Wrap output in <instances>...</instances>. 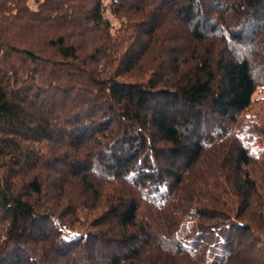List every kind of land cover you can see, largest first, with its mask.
Segmentation results:
<instances>
[{"label": "trees", "instance_id": "obj_1", "mask_svg": "<svg viewBox=\"0 0 264 264\" xmlns=\"http://www.w3.org/2000/svg\"><path fill=\"white\" fill-rule=\"evenodd\" d=\"M262 87L264 0H0V264H264Z\"/></svg>", "mask_w": 264, "mask_h": 264}, {"label": "rangeland", "instance_id": "obj_2", "mask_svg": "<svg viewBox=\"0 0 264 264\" xmlns=\"http://www.w3.org/2000/svg\"><path fill=\"white\" fill-rule=\"evenodd\" d=\"M109 18V16H108ZM111 23L114 24V21L112 19ZM253 104L248 110L251 115H258L259 117L263 116V121L264 122V87L258 88L254 95H253Z\"/></svg>", "mask_w": 264, "mask_h": 264}]
</instances>
